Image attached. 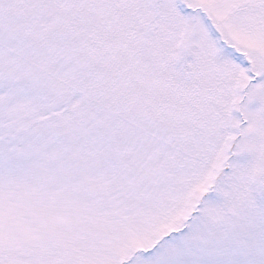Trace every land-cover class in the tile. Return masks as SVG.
Listing matches in <instances>:
<instances>
[{
	"label": "snow or ice",
	"instance_id": "1",
	"mask_svg": "<svg viewBox=\"0 0 264 264\" xmlns=\"http://www.w3.org/2000/svg\"><path fill=\"white\" fill-rule=\"evenodd\" d=\"M0 264H264V0H0Z\"/></svg>",
	"mask_w": 264,
	"mask_h": 264
}]
</instances>
